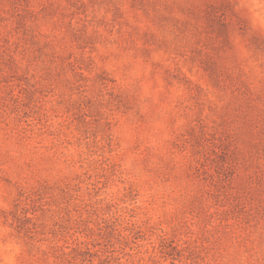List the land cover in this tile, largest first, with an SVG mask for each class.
I'll return each mask as SVG.
<instances>
[{"label":"clouds","instance_id":"obj_1","mask_svg":"<svg viewBox=\"0 0 264 264\" xmlns=\"http://www.w3.org/2000/svg\"><path fill=\"white\" fill-rule=\"evenodd\" d=\"M0 264H264V0H0Z\"/></svg>","mask_w":264,"mask_h":264}]
</instances>
